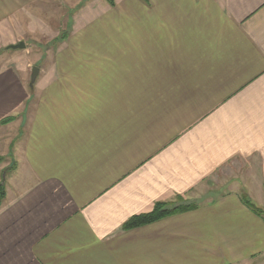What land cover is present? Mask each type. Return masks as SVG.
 <instances>
[{"label":"crops","instance_id":"crops-1","mask_svg":"<svg viewBox=\"0 0 264 264\" xmlns=\"http://www.w3.org/2000/svg\"><path fill=\"white\" fill-rule=\"evenodd\" d=\"M111 1L0 0V264L260 263L264 0Z\"/></svg>","mask_w":264,"mask_h":264},{"label":"trees","instance_id":"trees-1","mask_svg":"<svg viewBox=\"0 0 264 264\" xmlns=\"http://www.w3.org/2000/svg\"><path fill=\"white\" fill-rule=\"evenodd\" d=\"M108 2L113 5L111 0H108ZM68 36V30L65 31L60 37L59 42L63 41ZM12 119L10 117L3 119L0 123L6 124L10 122ZM3 159L0 157V164L2 163ZM5 187L3 184V181L0 182V204L3 201L5 197ZM241 202L256 216L260 217L261 219H264V211L260 208H258L256 205H254L246 195L241 194L240 196ZM197 208L196 204L193 203H185L181 202L175 205H168L163 202H157L154 204L152 210L148 213L139 214L136 216L131 217L128 219L122 226L123 231H128L132 229H136L139 227H143L146 225H150L152 223L161 221L165 218H168L173 215L182 214L186 212L193 211Z\"/></svg>","mask_w":264,"mask_h":264},{"label":"rangeland","instance_id":"rangeland-1","mask_svg":"<svg viewBox=\"0 0 264 264\" xmlns=\"http://www.w3.org/2000/svg\"><path fill=\"white\" fill-rule=\"evenodd\" d=\"M80 7H78L77 8V6L76 7H73V6H70V7H68V8H75L76 10H75V13L76 14H78L79 13V11H81V7H82V5H79ZM61 12L63 13V14H66V11L65 10H61V8H60V15H61ZM69 23L68 22H66L65 20H63V21H60V25H59V27H60V36L65 32V31H67L68 29H69ZM32 53H30V55H29V57L30 56H33L34 54H36L35 52H34V50H32L31 51ZM42 58H44V57H42ZM49 61V60H51V58H48L47 59V56H46V58H44V59H42V61ZM42 65L44 66V63L42 62ZM30 74H31V71L28 73V76L30 77ZM181 202H184V201H181ZM178 204L180 203V201H178L177 202ZM252 264H264V259L263 260H261L260 261V263H256V262H252Z\"/></svg>","mask_w":264,"mask_h":264},{"label":"water","instance_id":"water-1","mask_svg":"<svg viewBox=\"0 0 264 264\" xmlns=\"http://www.w3.org/2000/svg\"><path fill=\"white\" fill-rule=\"evenodd\" d=\"M24 47H25L24 43H18L17 45H13L10 48L11 49H24ZM38 73H39V69L37 67H33L31 69L30 83H29L30 88L33 86V83H34Z\"/></svg>","mask_w":264,"mask_h":264}]
</instances>
